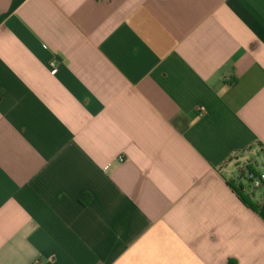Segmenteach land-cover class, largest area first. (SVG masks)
<instances>
[{"label":"crops","instance_id":"crops-1","mask_svg":"<svg viewBox=\"0 0 264 264\" xmlns=\"http://www.w3.org/2000/svg\"><path fill=\"white\" fill-rule=\"evenodd\" d=\"M263 147L264 0H0V264H264Z\"/></svg>","mask_w":264,"mask_h":264},{"label":"built area","instance_id":"built-area-1","mask_svg":"<svg viewBox=\"0 0 264 264\" xmlns=\"http://www.w3.org/2000/svg\"><path fill=\"white\" fill-rule=\"evenodd\" d=\"M50 67L52 74H55L58 68L57 61H52ZM124 160L123 157H119V162H123ZM240 178H242L243 183L252 190H258L264 187V173L258 172L257 162H248L243 170V175Z\"/></svg>","mask_w":264,"mask_h":264},{"label":"trees","instance_id":"trees-1","mask_svg":"<svg viewBox=\"0 0 264 264\" xmlns=\"http://www.w3.org/2000/svg\"><path fill=\"white\" fill-rule=\"evenodd\" d=\"M263 149H264V147H263ZM246 187L247 186L244 183H241V182H238L236 185H232V188L236 191V193L238 194V196L241 199V201L244 204H246L247 206H249V207H251V208L256 210L258 206H256V204L251 202L252 199L250 198V196L245 194Z\"/></svg>","mask_w":264,"mask_h":264},{"label":"rangeland","instance_id":"rangeland-1","mask_svg":"<svg viewBox=\"0 0 264 264\" xmlns=\"http://www.w3.org/2000/svg\"><path fill=\"white\" fill-rule=\"evenodd\" d=\"M235 159H237V157L236 158H234V160ZM255 161L257 162V164H258V172L259 173H264V155L263 154H261V155H257L256 157H255ZM240 165L242 164V163H245V162H238ZM238 165V164H237ZM237 174H239V172H237ZM252 189H250V188H248V187H246V191L247 192H249L250 194H251V191ZM260 191H261V189H259ZM262 190H263V188H262Z\"/></svg>","mask_w":264,"mask_h":264}]
</instances>
